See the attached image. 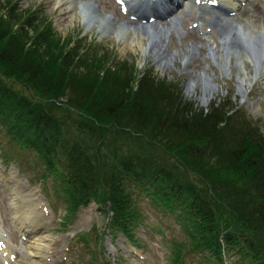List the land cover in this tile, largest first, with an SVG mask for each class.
<instances>
[{"label":"trees","instance_id":"16d2710c","mask_svg":"<svg viewBox=\"0 0 264 264\" xmlns=\"http://www.w3.org/2000/svg\"><path fill=\"white\" fill-rule=\"evenodd\" d=\"M6 2H0V125L39 161L41 178L58 181L72 213L95 200L108 228L130 235L139 223L136 190L177 213L212 256L203 255L205 264L223 263L230 253L264 264V135L253 121L216 105L209 115L179 110L180 91L159 78H141L135 89L139 74L130 75L126 63L112 71L104 55L70 48L47 19ZM21 76L29 92L14 86ZM183 146L195 159H217L203 184L172 158ZM195 159L179 160L193 168ZM89 233L80 236L88 241Z\"/></svg>","mask_w":264,"mask_h":264},{"label":"rangeland","instance_id":"374dc122","mask_svg":"<svg viewBox=\"0 0 264 264\" xmlns=\"http://www.w3.org/2000/svg\"><path fill=\"white\" fill-rule=\"evenodd\" d=\"M129 1V6L136 2ZM252 1L264 10V0L245 3ZM12 3L19 12L27 9L36 12L39 22L46 19L51 22L56 36L71 43L70 48L75 46L80 53L104 55L105 67L112 70L126 63L123 65L128 67L130 75L139 74V81L131 83L135 89L140 79L147 76L165 80L173 93L180 91L179 102L176 101L179 110L209 115L214 111L211 110L213 105L227 112L234 109L240 121L252 120L264 135V57L255 63L237 44L228 45L220 53L209 51L210 47H220L223 41L220 27L211 24L212 13L217 9L201 6L195 0H183L173 15L154 21L156 32L153 27L149 28L158 45L150 48L145 41L147 31L143 22L133 15H124L126 12L117 0H14ZM3 5L1 8L5 7ZM238 11L231 14L241 22L236 27L238 33L244 25L247 29L261 28L264 32V18L253 17L251 12L239 15ZM162 46L169 57L161 63L156 53ZM175 54L177 57L173 58ZM200 78H210L215 89H206ZM27 80L21 76L14 86L29 92L31 86ZM60 100L67 103L68 98L62 96ZM218 118L217 125H222V117ZM2 129L0 125V239L7 244V251L0 250V264H205L200 246L192 240L188 225L177 213L166 211L168 208H162L136 190L134 203L139 223L131 237L121 230L114 233L109 230L110 219L104 215L106 212L93 203L80 206L72 213L73 205L58 181L41 178L39 161L9 140ZM181 150L178 159L172 158L199 185L203 184L208 170L219 167L214 157L204 159L198 155L195 159L189 149L183 146ZM179 159L182 162L195 159L194 167L183 166ZM228 175V179L235 177L234 173ZM12 186H20L24 192L36 193L41 198L44 216L38 222L43 224V234H47L48 240L57 241L52 254L45 250L37 256L28 254L31 235L22 230L21 220L18 222L14 217L23 202L19 199L16 203L14 198L18 197L14 196ZM220 217L224 224L229 223L227 213ZM87 232L92 236L88 241L80 236ZM231 258L233 264H246L236 255Z\"/></svg>","mask_w":264,"mask_h":264},{"label":"bare ground","instance_id":"6f19581e","mask_svg":"<svg viewBox=\"0 0 264 264\" xmlns=\"http://www.w3.org/2000/svg\"><path fill=\"white\" fill-rule=\"evenodd\" d=\"M202 1L204 2L200 3L207 2V0ZM246 1L247 0H212V2H214L218 6L220 12L214 14L211 20V24L220 27V33L223 41L221 42L220 47H210L208 49L210 52L220 53L226 50L228 45L237 44L238 46L245 49V51L247 52L246 54H249V57L255 63H258L264 57V32L260 31L261 28L259 30H250L246 28V25H244V29L241 30V33H238L236 31V27L237 24L241 22L238 21V18L234 19L232 18L233 16H231V13L239 10V15L245 12H251L253 14V17L264 18V10L258 8V4L255 6L256 1L245 3ZM179 2H181V0H159L158 3H144L143 0H136L137 6L133 5L124 15H129V17L130 15L136 16L138 20H141L143 22V28L147 31H145L147 34L145 41L148 45L150 44V48H156L158 45H156L155 43L156 40L154 35H151V33L149 32V28L153 27V29H156L157 26L155 25L156 22H154L153 20L151 22V18H159L163 14L167 13H169L167 14V16L173 15L175 10L177 9L175 5ZM142 3H144L145 7L151 6V10L145 13L140 12L141 6L139 5H141ZM163 5L164 10H161V6ZM149 14H151V16H149ZM67 18H69V16ZM148 23H151V25H148ZM155 29L153 31L156 32ZM165 49V46L159 47L156 53L158 58H160L161 63L163 62V60H166L169 57L168 54H166L167 51ZM172 57L176 58L177 55L175 54ZM232 67H234V64ZM232 70H234V68H232ZM200 80H203L206 89H215V86L212 85L210 78H200ZM11 190L14 191V196L18 197V199L14 198L16 203H18L17 200L19 199L23 202V206L15 212L14 217L16 220H21L20 225L22 227V230L30 232L29 234L31 235L32 242L30 245V250H28V254L37 256L44 250L49 251L50 254H52L56 249L57 241L54 239L48 240L47 234H43V224L38 222L39 218L41 216H44V206L42 205L41 198L37 196L38 194L36 193H31L28 191L24 192V189H22L20 186H12ZM16 208L18 207L16 206ZM3 251H7V247L4 248Z\"/></svg>","mask_w":264,"mask_h":264}]
</instances>
